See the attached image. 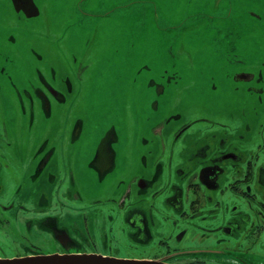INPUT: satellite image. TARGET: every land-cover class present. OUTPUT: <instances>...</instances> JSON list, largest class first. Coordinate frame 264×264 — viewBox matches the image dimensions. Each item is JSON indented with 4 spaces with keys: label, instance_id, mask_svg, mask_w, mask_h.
<instances>
[{
    "label": "flooded vegetation",
    "instance_id": "flooded-vegetation-1",
    "mask_svg": "<svg viewBox=\"0 0 264 264\" xmlns=\"http://www.w3.org/2000/svg\"><path fill=\"white\" fill-rule=\"evenodd\" d=\"M184 1L0 0V32L2 24L7 31L0 40V115L28 113L49 123L60 120L39 151L6 148L0 138V230L14 226L10 243L18 244L8 254L1 248L0 259L78 252L170 264H264V56L235 67L231 79L236 97L225 107V100L213 92L216 84L206 87L213 75L200 77L205 64L198 60L200 66L188 65L181 61L187 52L175 49L183 38L220 30L263 31L264 0H241V13L232 11L227 0ZM174 26L184 30L179 34ZM149 35L162 44L164 81L157 88L138 85L136 77L151 67L130 68L121 91L137 105H125L124 119L117 113L115 119H100L106 110L114 111L113 103L106 108L101 100L111 90L104 86L110 82L104 76H119L118 69L112 72L106 63L101 67L96 59L93 63L101 36L111 39L110 53L126 45L129 57L128 50L148 46ZM197 90L212 95L172 98L174 92ZM85 109L103 131L89 153L90 167L100 169L101 180L113 176L118 198L111 201L119 207L115 222L125 238L123 248L137 255L95 248L87 232L88 216L75 214L76 220L67 222L63 218L70 212H56V203L64 207L61 196L72 189L60 184L53 196V190L39 187L41 180L52 185L60 175L74 187L76 165L68 162L73 157L64 125L71 131L73 117ZM75 120L71 149L81 146L87 123L83 117ZM31 199L32 206L26 204ZM163 222L168 228L164 238ZM17 223L19 230L14 231ZM33 235L50 244L39 249L31 242Z\"/></svg>",
    "mask_w": 264,
    "mask_h": 264
},
{
    "label": "rangeland",
    "instance_id": "rangeland-1",
    "mask_svg": "<svg viewBox=\"0 0 264 264\" xmlns=\"http://www.w3.org/2000/svg\"><path fill=\"white\" fill-rule=\"evenodd\" d=\"M183 1L184 0H176V2L178 3H181ZM185 3L186 2L184 1V4ZM235 8L237 12L241 13V11L244 9V4L241 3V0H237L235 2ZM241 15L242 14H238L237 16ZM7 16L8 15H6V17ZM100 20L101 19H98V21ZM99 23L100 22H98L96 25H99ZM2 28L4 30L0 32V40H2L7 34V31L5 30L6 26L2 24ZM183 30L184 29L180 28L179 26H176V28H174V31L178 32L179 34ZM183 39L184 43L182 45H180V43L175 47V49H177L178 47L187 52L181 57V61L187 63L188 65L191 64V62L197 65L205 64L206 68H203L199 65L201 70L205 72V75L200 77L207 78L206 74L208 75V77H211V75H213V80L205 81L208 84L206 85V87L208 88V86L216 84L217 89H214L213 92H215L218 97L225 100V103H223V106L225 107L229 106L225 105L228 103L227 101H231L232 98L234 99V97H236L235 80H232L233 78L231 79L235 67L247 64L250 59L264 56V29L263 31H260L255 28L253 31L251 30L249 32L245 31L242 28L235 32L231 31L230 33L226 32L225 30H220L218 32L210 34L207 37L199 35L196 38H188V40H185V38ZM110 40L111 39L106 36H101L100 42L96 45L97 51L95 52V56L93 58V63L95 59L100 60L101 67L103 63H106L107 67L111 68L112 72L113 70L118 69L117 71L119 74V76L113 75L108 78L107 76H104L106 80L110 79L108 85L104 84V86L111 87V90L107 91L106 94L102 96L101 100L106 108H108L107 106L113 103L112 106H114V111L110 109L113 112H108L107 114L106 110L104 117H100V119L102 120H110L113 118L115 119L116 113L121 118H123L125 105L131 102L126 98L125 94L122 93L123 91H121V87H124L128 83V77L131 74L127 71L130 68H139L144 67L145 65L150 66V70L145 69L136 77L137 79L135 83L142 86L149 85L152 88H157V82L159 83L161 81H164L161 78V72L164 71L163 69L167 65L164 53L162 51L161 41L156 36L149 35V37L146 38L145 42L148 44L146 48H133L131 50H128L129 57H127L125 52V50L128 49L126 45H122V47L119 48V51L116 52L117 54L110 53V49L112 48V42H110ZM108 56H114V58L111 60ZM114 60H116V62H114ZM115 64H118V68ZM101 67L98 69L97 74L99 72L101 73ZM124 90L129 91L128 88H125ZM201 93H209L210 95H212V92H210L209 90L201 92H198L197 90V92L190 93L174 92L172 94V98L178 97L180 95L191 96L190 98L194 100L197 96L195 94L201 96ZM135 101L136 100H134V103L131 104L136 106L137 103H135ZM188 101L189 100L183 99L184 103H187ZM90 115H93L92 112L88 111V109H85L82 110V112H79L76 117H73L71 126L72 132L69 130V128H66V125H64L65 130L68 132V136L65 141L68 153L73 157V159H69L68 162L73 161V163L76 165V172L74 174L76 176V183L74 187L68 185L67 176L66 181L62 180L63 175H60L56 183L52 185L48 182L45 185V183L43 182L44 180H41V185H39V187L48 192L49 190H53V196L58 194L57 191L61 187L60 184H63V186H65V190L67 189V187H70V189H72L71 194L66 193L67 195L61 196L62 200L60 199L62 203H65L64 201H66L67 203H65L64 207H62V204L60 202H57L56 212L59 214H66L67 212H70L72 216L68 214L63 218L67 222L72 221L73 219L76 220L75 214H84L85 216H88L89 221L87 224L89 225V229L91 230L87 231L86 229V231L89 232V237L93 239L92 242L94 243L95 248H97L98 250L103 249L104 252H107L109 254L114 253L115 255L120 256L132 255L135 252L127 251L126 249L128 248H123V246L127 247L125 238H123L121 234V227H118L115 222L118 218L117 214L119 211V207L117 206L116 202L113 203V201H111L114 197H117L116 195H114L116 191V184L113 181V176L108 175L106 178L101 180L99 174L101 172L100 169L94 171L90 167L93 153H89L90 151H93L94 146L97 142V137L103 134V131L100 128V124L96 126L92 121L93 119H91ZM79 117H83L87 123L84 124L82 129V139L80 140L81 146L79 145L80 147L77 146L71 149L70 143L68 141L72 140L73 138L72 133L73 128H75V119H79ZM65 121L69 122L70 120L66 117ZM116 122L118 123V121ZM56 124H60V120L58 117L50 121L49 123L43 121L41 115L39 114L35 117L32 114L28 113L27 115L21 113H3L0 115V138L2 144H4L6 148L8 147L9 149H13L15 146H17V148H19L20 150H24L25 148L31 147V149L35 148V151H39L40 145L43 144V141L48 137L50 130ZM119 124L121 123L119 122ZM7 137L11 141L12 146L7 145ZM126 154H123L124 158L126 157ZM45 178L47 177L45 176ZM48 198L51 197L49 196ZM19 199V201L22 200L21 197H19ZM37 200L38 198H36V201ZM27 203L32 206L34 204V199H31V202L26 200V204ZM50 204H53L52 198ZM81 208L85 209L81 210ZM95 208L98 209L96 210ZM84 215H80L78 218L81 221H84ZM73 223L74 221L69 225H72ZM163 226L164 222L161 223V231L163 232V234L161 235L162 238H164L165 235L168 234L167 225L165 226V228ZM13 228L14 226L12 225L10 228L2 226V229L0 230V233H2V235L6 238V240H4L2 238V235L0 234V249L3 248L6 254L17 250L18 244L12 242L10 243V239L12 236V232L10 231H13ZM18 230L19 224L17 223L14 231ZM31 242H34V244H36L41 250L50 244V241L45 237L41 238L36 235L35 237L33 235ZM84 247L86 249L90 248L89 244H87L86 241H84Z\"/></svg>",
    "mask_w": 264,
    "mask_h": 264
},
{
    "label": "water",
    "instance_id": "water-1",
    "mask_svg": "<svg viewBox=\"0 0 264 264\" xmlns=\"http://www.w3.org/2000/svg\"><path fill=\"white\" fill-rule=\"evenodd\" d=\"M228 6L232 11H236L235 2L227 0ZM175 28V26H174ZM0 264H170L162 259H124L96 255L92 253H56V254H38L34 256H23L15 258H1Z\"/></svg>",
    "mask_w": 264,
    "mask_h": 264
}]
</instances>
